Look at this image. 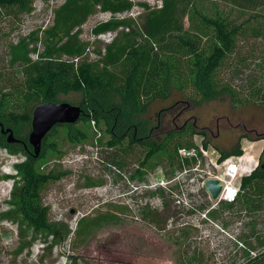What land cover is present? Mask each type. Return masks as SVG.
I'll return each instance as SVG.
<instances>
[{"label":"rangeland","instance_id":"1","mask_svg":"<svg viewBox=\"0 0 264 264\" xmlns=\"http://www.w3.org/2000/svg\"><path fill=\"white\" fill-rule=\"evenodd\" d=\"M65 1L33 0L28 13L13 14L1 8L0 88L4 92L11 93V86L23 80L19 64H11L10 49L30 33L50 27L53 12ZM130 1L135 7L120 17L100 12L88 17L78 30V37L88 48L87 55L80 61H97L95 52H103L116 37V34L94 37L91 31L95 26L114 18L126 20L139 28L148 12L161 6L160 0ZM191 9L196 11L195 22L201 15L219 19L229 27H239V34L235 36V52L227 59V68L218 79L223 78V81L232 84L238 90L239 98L249 99L245 81L254 82L259 87L262 84L260 78L264 76V40L255 39L251 31L258 23L264 25V0H194ZM207 33L214 35L211 28ZM39 43L38 48L41 49ZM31 58L35 60L36 55L31 54ZM82 98L79 92L58 95L57 102L80 106L84 115L71 128L56 126L44 139L39 159L34 163V169L39 174H63L57 181H48L39 190V204L48 208L49 223L57 232L56 236H50L46 231L35 232L20 209L19 198L23 194L24 181L18 174L17 166L32 160V148L27 141L31 124L23 123L18 135L12 127L5 126L12 130L15 139L22 138L23 144L7 148L6 136L2 139L4 144H0V264H250L239 251L241 245L238 239L256 243L257 239L253 237L229 238L227 235L235 234L230 230L221 234L223 237L219 239L192 241L196 234L190 233L183 239H177L175 231L165 230L166 218L175 214L172 205L165 203L158 194L151 199L159 206L155 208L156 212L163 215L160 226L154 225L155 229H152L148 223L135 221L137 206L131 190L141 185L142 181L132 180L130 174L134 165L142 162L144 149L135 147L136 158L129 153L127 159H123L121 169L101 164L99 160L104 161L107 154L103 153L105 150L99 138L103 136L107 141V131L112 126H106L102 120L98 123L90 120L85 107L80 104ZM22 99V96H13L10 106L17 105ZM192 99L197 97L193 98L190 88L183 91L174 89L167 98L152 101L144 117L154 121L159 114L168 113L172 108H175V114L177 108L191 107L180 118V124L193 117L196 120L195 130L204 134V137L193 135L192 142L207 140L210 141L209 146L225 153L239 149L242 155L245 154L247 163L252 164L253 160L258 161V165L264 163V107L250 101L233 102L228 96L223 101L201 105ZM39 103L43 102L34 100L28 106L35 108ZM165 120L171 122L170 117ZM165 125L162 130L166 129ZM76 133L84 135L83 138L69 140ZM148 163L144 167L147 172H150V166L170 165L160 153ZM154 169L151 171L155 172ZM164 205L167 207L163 209ZM253 209L254 215L245 216L242 213L238 220L259 219L258 229L262 230L264 211L258 212V206ZM238 226L233 227L237 232L242 229ZM212 230L207 229L210 234ZM260 236L263 239L264 229ZM192 253L199 255V260L190 259Z\"/></svg>","mask_w":264,"mask_h":264},{"label":"trees","instance_id":"2","mask_svg":"<svg viewBox=\"0 0 264 264\" xmlns=\"http://www.w3.org/2000/svg\"><path fill=\"white\" fill-rule=\"evenodd\" d=\"M32 1L0 0V10L4 8L13 14L28 13L31 11ZM160 1L161 6L148 12L142 25L135 28L126 20L114 19L135 7L130 0H66L53 12L50 27L30 33L10 49L11 64H19L23 80L14 84L17 85L15 87L11 86V93L0 88V124L12 127L18 135L21 125L30 123L34 107L29 108L28 105L32 101L55 102L60 94L82 93L80 104L85 107L90 120L96 123L102 120L108 125H115V130L120 124L123 125L122 131L133 125L137 128V136L143 139L130 141L121 148H114L117 146L114 138L106 145L99 139L105 150L103 153L107 154L104 161H99L107 167L114 165L121 169L123 159H127L129 153L136 158L135 147H143L145 156L142 162L137 159V162H141L140 166L134 165L130 174L132 180L142 181L147 173L144 167L159 153L172 163L177 148L192 146L193 135L204 137L194 127H182L185 121L180 124V118L183 115L176 124L168 123L165 118L170 117L172 120L177 115L174 112L172 116L167 113L158 123L145 118V111L152 101L167 98L174 89L183 91L190 88L193 98L197 97L192 100L198 105L223 101L228 96L233 102L250 101L264 107V76L260 78L262 84L259 87L254 82L245 81L244 87L249 94L246 95L249 99L245 100L239 98L238 90L227 80L225 82L223 78L218 79L227 68V59L235 52V36L239 34V27H229V24L219 19L201 15L198 16L199 21L195 22L193 17L196 11L191 9L194 0ZM97 12L110 14L114 18L95 26L91 31L92 35L112 33L116 37L103 52H95L97 61L86 63L80 60L87 55L88 48L78 37V30L87 22L88 17ZM209 28L214 35L207 33ZM251 31L255 39L264 40L263 24L258 23ZM38 43L41 49L38 48ZM31 54L36 55L35 60H32ZM13 96H22L23 99L11 107ZM180 109L177 108L176 112ZM165 123L166 129L162 130ZM83 136L76 133L69 140L78 141ZM184 138H187L186 142L183 141ZM2 139L0 134L1 145L4 144ZM17 139L22 142V138ZM209 143L207 140L203 142L205 147ZM22 144L5 146L14 148ZM230 156L240 157L242 153L239 149L232 153L221 152L222 160ZM38 159L32 158L17 166L18 174L24 181L23 194L19 198L20 209L35 232L46 231L50 236H56L57 232L52 230L53 225L49 223L48 208L39 204V190L48 181H57L63 174L37 173L34 163ZM108 159L109 163H106ZM159 166H150L149 170ZM115 171L122 175L119 170ZM239 186L240 193L236 201L221 206L210 217L219 221L225 233L230 230L232 234L234 232V236L228 235L231 238L257 239L256 243L245 240L241 242L238 239L241 245L239 251H242L248 263L263 264L264 252H259L264 251V237H259L264 227L262 230L258 229L259 219L240 222L238 218L242 213L245 216L254 215L255 206L260 208L258 212L264 211V163H259L250 176L242 178ZM142 214L143 223H148L150 227L160 226L159 213L144 210ZM234 226L242 229L237 232L233 229ZM221 234L216 233L217 236ZM186 235V232L178 233L177 239H183ZM199 258L194 253L190 257L195 261Z\"/></svg>","mask_w":264,"mask_h":264},{"label":"built area","instance_id":"3","mask_svg":"<svg viewBox=\"0 0 264 264\" xmlns=\"http://www.w3.org/2000/svg\"><path fill=\"white\" fill-rule=\"evenodd\" d=\"M244 156H230L222 160L221 152L211 145L205 147L202 141H194L190 147L177 148L169 166L162 165L154 169L155 172H147L141 185L132 188L131 195L137 206L135 221L144 224L143 211H156L155 208H159L151 199V196L158 194L165 203L172 205L175 214L166 218L165 230L171 229L177 234H196L192 241L223 237L216 235L217 232L225 233L222 225L218 220L211 219L210 215L223 205L233 204L240 193V180L257 169L258 161L247 163ZM211 179L217 180L222 186L216 200L203 187ZM166 207L162 206L163 209ZM151 227L155 229V226ZM207 229L216 232L210 234Z\"/></svg>","mask_w":264,"mask_h":264},{"label":"water","instance_id":"4","mask_svg":"<svg viewBox=\"0 0 264 264\" xmlns=\"http://www.w3.org/2000/svg\"><path fill=\"white\" fill-rule=\"evenodd\" d=\"M83 115V109L77 105L57 101L39 103L32 111L31 131L27 138L32 148V158H39L44 139L56 126H73ZM0 134L6 136L8 144L21 143V141L14 138L12 130L5 128L2 124H0ZM203 187L213 200L218 198L222 189L219 182L213 179L206 181Z\"/></svg>","mask_w":264,"mask_h":264},{"label":"flooded vegetation","instance_id":"5","mask_svg":"<svg viewBox=\"0 0 264 264\" xmlns=\"http://www.w3.org/2000/svg\"><path fill=\"white\" fill-rule=\"evenodd\" d=\"M174 109L175 108H172L168 111V113L170 114V116L173 115V112H174ZM189 109V108H188ZM188 109H185V108H181L177 113V115L175 116V118L172 117V120H171V124H176V122L179 120V118L186 112V110ZM167 113L163 112L161 114H159L158 116V119L155 120L157 123L159 122V120L163 117L166 116ZM195 122L196 120L193 119H189L187 121H185L182 125L183 126H190V127H194L195 128ZM108 124H106L107 126ZM115 125H112L111 128H109V130L107 131V136H108V139L107 141L105 139H103V136L102 138H99L101 140V143L106 145L107 142L111 141L113 138L115 139V141L117 142V146H115L114 148H121L122 147V144H124L125 140H127L126 144L125 145H128V143H130V141H141V139H143V137H138L137 136V128L133 125L132 127H126L124 128V130L122 131V127L123 125L120 124L119 128L117 130H115ZM107 128V127H106ZM5 137V136H4ZM218 136H216V139H217Z\"/></svg>","mask_w":264,"mask_h":264},{"label":"bare ground","instance_id":"6","mask_svg":"<svg viewBox=\"0 0 264 264\" xmlns=\"http://www.w3.org/2000/svg\"><path fill=\"white\" fill-rule=\"evenodd\" d=\"M246 161V160H245Z\"/></svg>","mask_w":264,"mask_h":264}]
</instances>
